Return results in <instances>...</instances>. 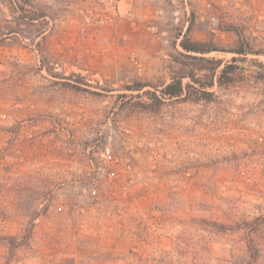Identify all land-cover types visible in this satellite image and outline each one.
Returning <instances> with one entry per match:
<instances>
[{
	"label": "rangeland",
	"instance_id": "1",
	"mask_svg": "<svg viewBox=\"0 0 264 264\" xmlns=\"http://www.w3.org/2000/svg\"><path fill=\"white\" fill-rule=\"evenodd\" d=\"M0 264H264V0H0Z\"/></svg>",
	"mask_w": 264,
	"mask_h": 264
},
{
	"label": "trees",
	"instance_id": "2",
	"mask_svg": "<svg viewBox=\"0 0 264 264\" xmlns=\"http://www.w3.org/2000/svg\"><path fill=\"white\" fill-rule=\"evenodd\" d=\"M180 47L182 50L186 53L184 55L186 58L190 59H196L205 63L212 64L211 68L208 67H199V71L207 70L209 74L204 75V78H207L208 81L206 83H201V79H198L196 77V74L194 71L189 70L186 71V65L184 63H180V68L176 73L173 74L172 76V81L165 85L163 89L161 90L162 97L164 99H172V98H181L183 101L188 100V101H201V100H206L209 101L210 97L212 96V93L207 91L208 88L212 87L214 84V78L216 79L218 85L222 84H229L232 82V78L228 76L229 73H232L233 67L231 65H225L219 72V74L216 75V70L219 68L221 65L222 61L220 60H209L205 59L204 57H194L189 54L191 53H196L203 55L205 53H208L212 51L211 49H206L202 47L199 43H194L191 42L187 36H183V38L180 40L179 43ZM242 49L239 50H234L232 51L235 54H242ZM233 62L235 60H232ZM184 78L190 79V81L194 84H197V94L196 97H189L190 95V89H193L192 85L186 83L183 84L182 80ZM144 85H139V88H142ZM5 240L13 246L17 247L20 246L22 243L16 242V238L9 236L6 237Z\"/></svg>",
	"mask_w": 264,
	"mask_h": 264
}]
</instances>
